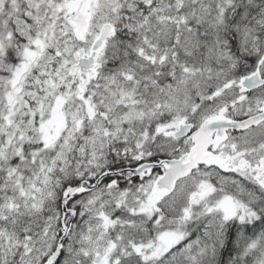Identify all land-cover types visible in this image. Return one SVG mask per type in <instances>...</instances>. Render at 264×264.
<instances>
[{"label":"snow or ice","instance_id":"1","mask_svg":"<svg viewBox=\"0 0 264 264\" xmlns=\"http://www.w3.org/2000/svg\"><path fill=\"white\" fill-rule=\"evenodd\" d=\"M0 264H264V0H0Z\"/></svg>","mask_w":264,"mask_h":264}]
</instances>
